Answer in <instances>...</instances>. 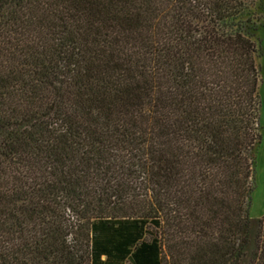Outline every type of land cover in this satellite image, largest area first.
<instances>
[{
	"label": "trees",
	"instance_id": "obj_1",
	"mask_svg": "<svg viewBox=\"0 0 264 264\" xmlns=\"http://www.w3.org/2000/svg\"><path fill=\"white\" fill-rule=\"evenodd\" d=\"M244 8L0 0V264H264Z\"/></svg>",
	"mask_w": 264,
	"mask_h": 264
},
{
	"label": "rangeland",
	"instance_id": "obj_2",
	"mask_svg": "<svg viewBox=\"0 0 264 264\" xmlns=\"http://www.w3.org/2000/svg\"><path fill=\"white\" fill-rule=\"evenodd\" d=\"M233 29L247 36L255 45L254 60L258 78L260 124L262 139L254 157L253 191L249 217L255 221L264 215V0H245V8L231 22Z\"/></svg>",
	"mask_w": 264,
	"mask_h": 264
},
{
	"label": "crops",
	"instance_id": "obj_3",
	"mask_svg": "<svg viewBox=\"0 0 264 264\" xmlns=\"http://www.w3.org/2000/svg\"><path fill=\"white\" fill-rule=\"evenodd\" d=\"M105 259H106L105 256L101 257V261H104ZM107 264H122V261H117V260H114V259H110ZM134 264H136V262H134Z\"/></svg>",
	"mask_w": 264,
	"mask_h": 264
}]
</instances>
